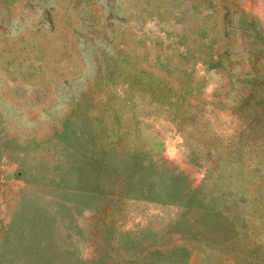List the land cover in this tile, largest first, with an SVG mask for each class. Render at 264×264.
<instances>
[{
	"label": "rangeland",
	"instance_id": "obj_1",
	"mask_svg": "<svg viewBox=\"0 0 264 264\" xmlns=\"http://www.w3.org/2000/svg\"><path fill=\"white\" fill-rule=\"evenodd\" d=\"M0 264H264V0H0Z\"/></svg>",
	"mask_w": 264,
	"mask_h": 264
},
{
	"label": "crops",
	"instance_id": "obj_2",
	"mask_svg": "<svg viewBox=\"0 0 264 264\" xmlns=\"http://www.w3.org/2000/svg\"><path fill=\"white\" fill-rule=\"evenodd\" d=\"M87 212L89 213L90 211H87ZM18 219H19L18 217H15L14 219L11 220V222L18 224L19 223V220ZM95 222L98 225L99 221H95ZM99 234L100 233H98V234L96 233L95 235H93L91 237V239H93V240L95 239L97 242H99V238H100V235ZM81 238L88 239V233L87 232L86 233H82ZM97 245L98 246H103V248H106V246H104L103 244L98 243Z\"/></svg>",
	"mask_w": 264,
	"mask_h": 264
}]
</instances>
